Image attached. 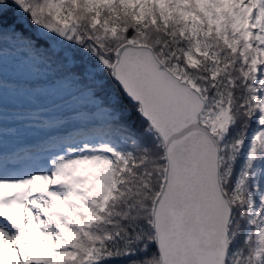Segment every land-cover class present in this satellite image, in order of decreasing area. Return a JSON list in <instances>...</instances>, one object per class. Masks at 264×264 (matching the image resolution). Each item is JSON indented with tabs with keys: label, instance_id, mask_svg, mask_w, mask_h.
Masks as SVG:
<instances>
[{
	"label": "snow or ice",
	"instance_id": "1",
	"mask_svg": "<svg viewBox=\"0 0 264 264\" xmlns=\"http://www.w3.org/2000/svg\"><path fill=\"white\" fill-rule=\"evenodd\" d=\"M5 40L90 107L0 148V264H264V0H0Z\"/></svg>",
	"mask_w": 264,
	"mask_h": 264
},
{
	"label": "rangeland",
	"instance_id": "2",
	"mask_svg": "<svg viewBox=\"0 0 264 264\" xmlns=\"http://www.w3.org/2000/svg\"><path fill=\"white\" fill-rule=\"evenodd\" d=\"M0 76L18 83L45 79L36 76L24 57L16 52L0 53ZM45 84H38V88L23 87L20 84L14 87L13 83L0 81V143L5 140L2 143L9 142L15 146L25 139L27 145L31 143L36 149H41L50 145V140H58L53 131L56 121L43 106L51 110L60 108V111H76L72 116L76 122L80 120L77 114L84 113L82 111L90 107L75 89L67 90L50 83ZM13 132L15 135L10 134ZM48 139L50 143L46 141Z\"/></svg>",
	"mask_w": 264,
	"mask_h": 264
},
{
	"label": "trees",
	"instance_id": "3",
	"mask_svg": "<svg viewBox=\"0 0 264 264\" xmlns=\"http://www.w3.org/2000/svg\"><path fill=\"white\" fill-rule=\"evenodd\" d=\"M2 54H9V53H19L20 55L21 52L18 49H15L14 46L12 45L11 41L5 40V42L2 45ZM0 81L4 82V83H13L16 87L18 86L17 84H20V86L23 87H30V88H38L41 85H46L45 82L40 81V82H28V81H20L19 83L16 81H11L10 79H8V77H1L0 76ZM43 108L45 109L46 112H48V114L50 113L51 116H53V118L56 121V124L53 125L54 129L57 128L59 125H65V126H69V127H74L76 125V121L74 120V118L72 117L73 114L76 113V111H60V108H57L55 110H51L49 109V107L43 106ZM88 108L84 109L82 112H86ZM53 129V131H54ZM58 136V135H57ZM60 137L58 136V139Z\"/></svg>",
	"mask_w": 264,
	"mask_h": 264
},
{
	"label": "bare ground",
	"instance_id": "4",
	"mask_svg": "<svg viewBox=\"0 0 264 264\" xmlns=\"http://www.w3.org/2000/svg\"><path fill=\"white\" fill-rule=\"evenodd\" d=\"M2 138V137H1ZM2 142H5V140L4 141H2ZM0 143V148H2V150H4V151H9V150H11V149H14V148H16L17 146H19V145H26V146H28V147H31V148H35V147H33V145H31V143H29V145H27L26 143H25V140H22V141H19V142H17V145H15V146H11V144H9V142L8 143ZM11 146V147H10Z\"/></svg>",
	"mask_w": 264,
	"mask_h": 264
}]
</instances>
